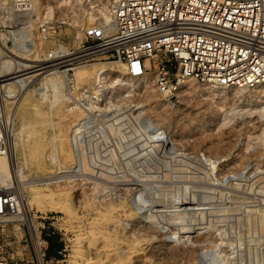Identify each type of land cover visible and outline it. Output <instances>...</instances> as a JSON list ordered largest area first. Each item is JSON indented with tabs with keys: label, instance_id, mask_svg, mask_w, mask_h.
Instances as JSON below:
<instances>
[{
	"label": "rangeland",
	"instance_id": "rangeland-1",
	"mask_svg": "<svg viewBox=\"0 0 264 264\" xmlns=\"http://www.w3.org/2000/svg\"><path fill=\"white\" fill-rule=\"evenodd\" d=\"M69 7L92 17L87 2ZM2 42L4 35L0 54L23 51ZM97 64L59 70L61 90L33 82L2 114V178L11 177L31 216L0 231L11 264H264V88L189 81L168 101L142 79L131 90L114 86L118 74L109 72L93 102L96 78L77 73ZM37 133L63 139L58 161L45 160L44 170L23 153ZM43 153L54 154L49 145ZM38 232L57 237V256L39 257Z\"/></svg>",
	"mask_w": 264,
	"mask_h": 264
},
{
	"label": "built area",
	"instance_id": "built-area-1",
	"mask_svg": "<svg viewBox=\"0 0 264 264\" xmlns=\"http://www.w3.org/2000/svg\"><path fill=\"white\" fill-rule=\"evenodd\" d=\"M70 1L0 0L4 47L19 44L38 54L26 70L67 72L72 64L93 59L110 64L113 75L148 81L168 101L185 80L221 89L264 88V0H108V21L98 16V0H75L91 3V19L84 10L71 14ZM11 30L14 36L8 37ZM73 30L78 32L71 36ZM100 83L94 80L97 87L88 94L93 102ZM86 92L83 88L81 98ZM6 155L0 121V156ZM17 204L11 177L0 178V231L13 221ZM40 237L38 232L39 257L46 248ZM29 239L35 253L30 234ZM12 258L0 243V264H11Z\"/></svg>",
	"mask_w": 264,
	"mask_h": 264
},
{
	"label": "bare ground",
	"instance_id": "bare-ground-1",
	"mask_svg": "<svg viewBox=\"0 0 264 264\" xmlns=\"http://www.w3.org/2000/svg\"><path fill=\"white\" fill-rule=\"evenodd\" d=\"M105 3H107V0ZM102 4L103 3L100 2V0L97 1L96 9L98 10V16L101 20L108 21L109 17L107 14V5H106V12H104V14L101 15L100 11L103 10ZM88 7H89V4H88ZM101 16L103 19L101 18ZM88 19H91V18H88ZM26 31H28V30H26ZM9 33L10 34H8V37H11V36H14L13 34L15 33V31L11 30ZM25 34H27V32ZM0 36L3 37L2 34H0ZM26 36H29V35L27 34ZM6 37L7 36L4 35V39ZM15 45L17 46L19 44H13L11 47H13ZM19 46L21 47V45H19ZM21 49L23 51H21L20 49L13 50L12 55H10L9 52L7 53L6 51H2V53L0 54V60H1V62H0V76L10 75V76L2 79L3 81L0 82V95H2L5 98L3 100L0 99V121H1L2 127H3V136L5 138V141H6V131H5L6 129H5L4 123L2 121V114H3V118L6 119L8 116V109H9L8 105H11L13 103H15V104L20 103V99H22L23 95L26 93L28 88L33 84V82L34 83L36 82V85H42L44 87L42 89L48 90L50 88L51 90L52 89L53 90H55V89L61 90L62 84L59 83V77L60 76L65 77L63 75V72H60L59 70H57L55 68L51 69V71L46 75H41L39 73H30V72H32V70L29 71L26 69H29L31 67L30 61L37 60V58H38L37 52L35 50H33L32 48H29V47H25V48L21 47ZM100 64L99 65L97 64V66L92 67L90 69L88 68V70H86L84 72L81 70L77 73V75L81 76L82 77L81 79H84V80H90L92 78H96V80L99 82L102 79H105L106 73L112 72V68L110 65H103V64L100 65ZM12 73H14V74L11 75ZM27 73H29V74H27ZM119 77H120L119 75L114 76V79H115L114 81H116L120 85L124 84L125 85L124 88L126 90L127 89L131 90V89L135 88V86L131 80H136L137 78H131V77L128 78L127 77L125 80H122ZM189 81H191V80H185L180 86L190 85ZM23 102H24V100H23ZM2 104H4V106H5V111H4L5 113L2 112V109H3ZM19 109L20 108H17V111H19ZM17 111L15 112V114H17ZM79 126H80L79 124L75 126V130L73 132L74 134L79 131V129H80ZM158 130H160V129L158 128L157 131ZM62 142H63V139L59 136H56V135H51V136L47 135L46 138H41L40 133L33 134V135H30L28 139H26V145L24 147L23 153H26L28 159L33 164H35L36 166H38L42 170H44L43 165H44L45 160L48 161V159H49L51 162L58 161L59 155L61 154L60 152L62 151L60 149ZM6 144H7V142H6ZM48 145L51 147V151H53L54 157L52 156L50 158L49 157L46 158V155H45L46 153H43L45 147ZM7 152H8V147H7ZM67 155L70 156L69 153H67ZM3 159H5V156H0V161ZM3 169H4V167L0 166V178L2 180H3V178H2L1 172H3ZM11 169H13V168H11ZM37 193H39V192H37ZM17 198H18L17 211H16L15 215L11 216L10 219L14 220L17 217H22V220L25 223H27V224L31 223L30 222L31 216L26 210L23 209V203L21 201V198H20V195L18 192H17ZM22 213H23V216H22ZM29 226H30V224H29ZM31 229H32V227H31ZM33 236L35 238L37 235L34 233ZM87 259L89 260V258H87ZM88 260H86V261H88Z\"/></svg>",
	"mask_w": 264,
	"mask_h": 264
},
{
	"label": "trees",
	"instance_id": "trees-1",
	"mask_svg": "<svg viewBox=\"0 0 264 264\" xmlns=\"http://www.w3.org/2000/svg\"><path fill=\"white\" fill-rule=\"evenodd\" d=\"M44 239L46 242L45 252L48 255L57 256V252L61 248V243L58 241L57 237L54 235V236H48Z\"/></svg>",
	"mask_w": 264,
	"mask_h": 264
}]
</instances>
